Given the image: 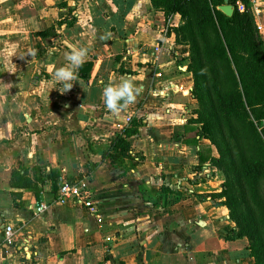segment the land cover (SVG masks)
Wrapping results in <instances>:
<instances>
[{
  "label": "crops",
  "instance_id": "obj_1",
  "mask_svg": "<svg viewBox=\"0 0 264 264\" xmlns=\"http://www.w3.org/2000/svg\"><path fill=\"white\" fill-rule=\"evenodd\" d=\"M253 16L264 43V0ZM180 25L151 0H0V264H253L200 163L215 149ZM76 48L87 59L63 93ZM125 79L138 94L112 112L103 89ZM65 182L86 184L91 210L57 202Z\"/></svg>",
  "mask_w": 264,
  "mask_h": 264
},
{
  "label": "trees",
  "instance_id": "obj_2",
  "mask_svg": "<svg viewBox=\"0 0 264 264\" xmlns=\"http://www.w3.org/2000/svg\"><path fill=\"white\" fill-rule=\"evenodd\" d=\"M232 17L218 11L223 0H151L168 19L179 15L180 43L189 47L195 124L217 150L205 148L200 163L225 170L223 199L236 225L230 238L248 240L253 264H264V43L247 8ZM118 141V139H117Z\"/></svg>",
  "mask_w": 264,
  "mask_h": 264
},
{
  "label": "clouds",
  "instance_id": "obj_3",
  "mask_svg": "<svg viewBox=\"0 0 264 264\" xmlns=\"http://www.w3.org/2000/svg\"><path fill=\"white\" fill-rule=\"evenodd\" d=\"M87 51L85 48L73 49L66 57L69 67L56 71L55 79L63 88V93L73 88V82L77 80L78 69L87 59ZM138 91L130 79H125L118 86H106L102 94L106 107L112 112L119 113L124 107L135 101Z\"/></svg>",
  "mask_w": 264,
  "mask_h": 264
},
{
  "label": "built area",
  "instance_id": "obj_4",
  "mask_svg": "<svg viewBox=\"0 0 264 264\" xmlns=\"http://www.w3.org/2000/svg\"><path fill=\"white\" fill-rule=\"evenodd\" d=\"M259 0H244V2H237L236 6L239 12H244L247 8L252 14H255L258 9ZM129 120H127L128 122ZM67 200H74L79 204H82L86 209H92V201L89 191L85 183H63L59 193L57 195V202L64 203ZM38 213H43L47 210V206L42 204L38 209ZM14 231L13 228L7 226L5 228V236L8 244L12 243Z\"/></svg>",
  "mask_w": 264,
  "mask_h": 264
},
{
  "label": "rangeland",
  "instance_id": "obj_5",
  "mask_svg": "<svg viewBox=\"0 0 264 264\" xmlns=\"http://www.w3.org/2000/svg\"><path fill=\"white\" fill-rule=\"evenodd\" d=\"M196 105H197V107H198V104H197V102H196ZM198 109V108H197ZM202 137L203 138H205L204 137V135H202ZM215 160H219V158H220V155L218 154V152H217V150H215V154H214V157H213ZM212 167L215 169V171H216V174H218L219 176H220V178L223 180V188H222V191H226L227 190V175H226V173H225V170H223V169H221L220 167H218V166H216V165H213L212 164ZM229 212V211H228ZM229 217H230V214H229ZM233 223V222H232ZM234 224V223H233ZM236 227V225L234 224V228ZM233 228V229H234ZM243 239H245L246 241H247V243H248V240H247V238H243Z\"/></svg>",
  "mask_w": 264,
  "mask_h": 264
},
{
  "label": "water",
  "instance_id": "obj_6",
  "mask_svg": "<svg viewBox=\"0 0 264 264\" xmlns=\"http://www.w3.org/2000/svg\"><path fill=\"white\" fill-rule=\"evenodd\" d=\"M218 11L223 13L226 17H232L234 13V7L230 4V0H223V4L219 6Z\"/></svg>",
  "mask_w": 264,
  "mask_h": 264
}]
</instances>
